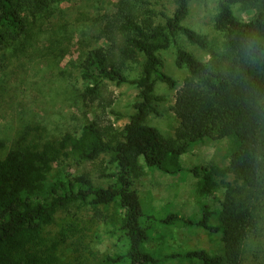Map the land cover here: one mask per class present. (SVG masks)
<instances>
[{
  "label": "trees",
  "instance_id": "16d2710c",
  "mask_svg": "<svg viewBox=\"0 0 264 264\" xmlns=\"http://www.w3.org/2000/svg\"><path fill=\"white\" fill-rule=\"evenodd\" d=\"M65 1L0 0V51L9 40L31 36L35 27L40 28V17ZM106 1L113 9L97 18L102 44L80 63L89 81L81 93L83 102L97 105L100 112L79 134L42 140V135H32L41 129L36 125L26 126L11 146L0 137V264H87L81 253L76 262L66 259L69 239L77 238L82 228L75 221L60 227L57 215L75 205L99 209L113 204L123 213L112 218L115 230L110 233H123L128 245L101 264L154 263L146 248L150 233L144 223L151 216L134 188L139 159L149 168L177 175L184 171L182 156L189 147L224 138L231 140L227 166L191 170L199 202L222 191L220 208L201 204L198 220L173 213L163 221L181 220L220 235L222 253L210 252L205 242L185 255L190 264H264V0H220L216 27L226 35L224 55L204 62L179 48L177 66H186L190 75L173 106L178 118L173 138L147 120L151 114L162 115L165 97L155 94L157 79L172 89L178 84L161 70L159 52L179 34L209 48L206 37L183 25L192 0H173L172 14L162 0ZM234 5L251 18L239 19ZM141 57L142 74L130 80L126 70ZM104 80L130 82L139 90L136 111L123 127L110 117L121 120L125 115L113 109L114 98L105 96ZM104 154H111L118 166L108 174L116 179L108 187L95 186L88 175L48 181V171L65 157L96 162Z\"/></svg>",
  "mask_w": 264,
  "mask_h": 264
},
{
  "label": "rangeland",
  "instance_id": "374dc122",
  "mask_svg": "<svg viewBox=\"0 0 264 264\" xmlns=\"http://www.w3.org/2000/svg\"><path fill=\"white\" fill-rule=\"evenodd\" d=\"M161 2L172 14L176 8L173 0ZM219 3L220 0H192L190 13L183 21L184 26L206 37L209 48L193 44L185 35L179 34L168 49L159 52L161 70L178 84L172 89L157 79L155 94L165 97L160 103L162 115L151 114L147 124L159 129L166 137H175L178 118L173 106L185 78L190 75L186 66H177L179 48L192 52L204 62L225 53L226 35L216 27ZM110 8L113 9L112 3L106 0L56 3L49 9L50 13L40 17V28L35 27L31 36L9 40L6 49L0 51V137L7 139L9 146L26 126H40L41 129L32 135H42V140L59 139L67 133L79 134L83 125L100 112L97 105L88 107L83 102L81 93L89 81L83 78L80 63L90 49L102 44L97 18ZM233 8L239 19L251 18L241 6L234 5ZM143 61L144 57H141L140 62L130 64L126 70L130 80L142 74ZM103 86L105 96L115 100L113 109L125 115L121 120H116L113 114L109 116L118 127H123L136 111L139 90L130 82L118 84L104 80ZM230 147L228 138L205 139L189 147L182 156L184 171L177 175L149 168L142 158L139 159L134 188L147 216H151L144 222L150 233L146 248L155 260L151 264H190L185 255L205 242L210 252H223L219 234L197 225H185L181 220L165 222L163 219L177 213L198 220L202 217L201 204L220 208L222 191L199 202L197 178L191 170L202 165L227 166ZM111 158V154H104L96 162H90L70 155L53 165L48 171V181L88 175L95 186L108 187L116 180L108 174L118 171ZM121 213L123 211L115 204L99 209L75 205L60 211L57 215L60 227L75 221L82 228L77 235L79 239H69L64 251L66 259L76 262L81 253L87 264H101L106 256L124 252L127 238L121 232L113 236L110 233L115 230L112 218L120 217Z\"/></svg>",
  "mask_w": 264,
  "mask_h": 264
}]
</instances>
